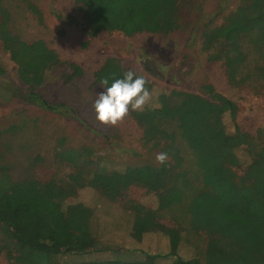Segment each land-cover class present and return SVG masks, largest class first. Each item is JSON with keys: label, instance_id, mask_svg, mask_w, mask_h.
<instances>
[{"label": "rangeland", "instance_id": "1", "mask_svg": "<svg viewBox=\"0 0 264 264\" xmlns=\"http://www.w3.org/2000/svg\"><path fill=\"white\" fill-rule=\"evenodd\" d=\"M243 1L180 0L179 28L171 33L125 37L102 31L88 38L82 14L73 0H1L0 9L10 16L12 36L27 43L40 40L61 60L46 71L42 85L31 88L20 80L16 65L0 42L2 194H12L16 191L13 186L21 182L27 187H36L28 184L35 182L43 187L51 183L52 187L63 188L70 183V176L82 168L96 174L94 187L78 189L62 204H81L89 209L90 230L99 250L82 257L57 256L56 263L174 264V256H159L169 253L168 238L160 232L147 231L155 218L168 229L177 228L183 221L180 210L174 209V182L168 185L164 176L148 167L162 165L155 157L163 151L164 140L156 141L157 145L154 140L146 141L131 115L133 110L114 126L95 120L92 105L103 90L98 78L107 59L144 77L152 99L143 110L157 108L160 93L180 91L209 99L212 90L236 105L235 122L240 130L253 137L257 149L264 146V90L258 83L230 80L223 60L213 59L212 51L205 50L202 44L203 32L224 25ZM250 53L248 68L256 63L254 53ZM71 64L80 72L74 74ZM251 79L255 77L251 75ZM32 92L44 104L30 103L26 95ZM53 106L57 109L50 110ZM224 123L232 131L228 115ZM178 147L188 160L185 147ZM236 154L241 166L235 172L241 175L251 158L244 149ZM170 160L168 157L164 163ZM124 181L128 186L116 199L103 195L104 191H112L113 183ZM26 200L35 199L26 194ZM141 207L136 228L133 223ZM137 229L140 233L134 234ZM204 241L203 236L184 235L179 255L185 260H202ZM15 246L10 234L0 226V264H15Z\"/></svg>", "mask_w": 264, "mask_h": 264}, {"label": "trees", "instance_id": "2", "mask_svg": "<svg viewBox=\"0 0 264 264\" xmlns=\"http://www.w3.org/2000/svg\"><path fill=\"white\" fill-rule=\"evenodd\" d=\"M179 1L73 0L82 14L88 38L102 31L125 37L171 33L179 28ZM9 20L8 11L0 9V42L16 65L20 80L31 88L38 87L46 71L61 60L40 40L27 43L14 38ZM202 44L205 50L212 51L213 59L223 60L230 80L258 83L264 90V0L243 1L224 25L203 32ZM250 51L256 63L248 68ZM70 67L74 74L80 72L77 66ZM124 72L113 59H107L98 81H111ZM26 98L30 103L41 102L33 92ZM157 101V108L133 110L131 115L146 141L164 140L162 152L171 158L159 168L148 166L164 176L168 185L174 182V209L180 210L183 219L174 229L162 227L156 218L149 222L148 232H160L169 240V253L159 256H174V264H264V146L257 149L253 137L240 130L235 122L236 105L212 90L209 99L170 91L160 93ZM226 115L232 121V131L224 123ZM179 144L187 150L188 160ZM241 149L246 150L251 161L238 175L235 169L240 168L241 161L236 152ZM95 175L82 168L70 176V183L63 188L52 187L51 183L43 187L35 182L28 184L36 187H27L21 182L13 186L16 191L10 195L0 190V226L15 241V264H66L56 263V257L98 252L90 230L89 209L81 204H62L78 189L94 187ZM127 186L125 181L113 183L112 191H104L103 195L114 200ZM26 194L35 200H26ZM49 203L53 205L49 207ZM142 212L141 207L135 215L136 228ZM191 234L205 239L202 260H185L179 255L184 235Z\"/></svg>", "mask_w": 264, "mask_h": 264}, {"label": "clouds", "instance_id": "3", "mask_svg": "<svg viewBox=\"0 0 264 264\" xmlns=\"http://www.w3.org/2000/svg\"><path fill=\"white\" fill-rule=\"evenodd\" d=\"M143 76L129 70L111 81L103 78L100 81L102 91L98 92L93 101L95 120L101 125L114 126L120 122L130 110H143L152 99L149 89L145 86ZM168 158L166 152L157 153V163L163 164Z\"/></svg>", "mask_w": 264, "mask_h": 264}]
</instances>
